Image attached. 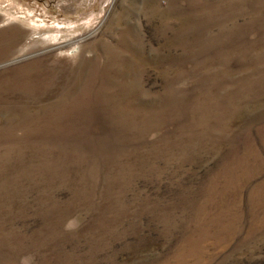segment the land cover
Instances as JSON below:
<instances>
[{
	"label": "rangeland",
	"instance_id": "374dc122",
	"mask_svg": "<svg viewBox=\"0 0 264 264\" xmlns=\"http://www.w3.org/2000/svg\"><path fill=\"white\" fill-rule=\"evenodd\" d=\"M0 264H264V0H0Z\"/></svg>",
	"mask_w": 264,
	"mask_h": 264
}]
</instances>
